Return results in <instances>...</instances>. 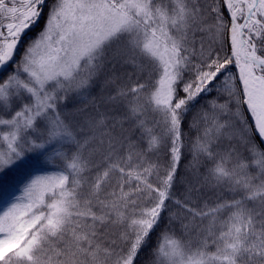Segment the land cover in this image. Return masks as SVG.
<instances>
[{
	"label": "snow or ice",
	"instance_id": "1",
	"mask_svg": "<svg viewBox=\"0 0 264 264\" xmlns=\"http://www.w3.org/2000/svg\"><path fill=\"white\" fill-rule=\"evenodd\" d=\"M5 183L0 264H264V0H0Z\"/></svg>",
	"mask_w": 264,
	"mask_h": 264
},
{
	"label": "rangeland",
	"instance_id": "2",
	"mask_svg": "<svg viewBox=\"0 0 264 264\" xmlns=\"http://www.w3.org/2000/svg\"><path fill=\"white\" fill-rule=\"evenodd\" d=\"M19 187H20V186L17 185V186H16V189L19 188ZM16 189H15V192H16ZM7 192H8V189H6L3 193L0 194V200H3V199H5V198H7ZM16 195H20V193H19V194L16 193Z\"/></svg>",
	"mask_w": 264,
	"mask_h": 264
},
{
	"label": "trees",
	"instance_id": "3",
	"mask_svg": "<svg viewBox=\"0 0 264 264\" xmlns=\"http://www.w3.org/2000/svg\"><path fill=\"white\" fill-rule=\"evenodd\" d=\"M6 189H8V185H7V183H5L2 187H0V194L3 193ZM16 193H18V194L20 193L19 188L16 189L15 194H16Z\"/></svg>",
	"mask_w": 264,
	"mask_h": 264
}]
</instances>
